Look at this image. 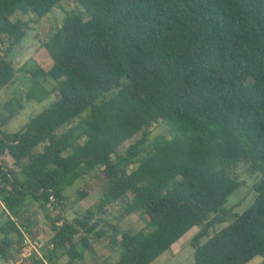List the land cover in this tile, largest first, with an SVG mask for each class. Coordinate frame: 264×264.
I'll return each mask as SVG.
<instances>
[{"label":"trees","instance_id":"trees-1","mask_svg":"<svg viewBox=\"0 0 264 264\" xmlns=\"http://www.w3.org/2000/svg\"><path fill=\"white\" fill-rule=\"evenodd\" d=\"M61 2L0 0V89L31 82L0 111V259H21L16 217L37 203L55 231L17 264H76L102 238L123 251L106 264H150L197 225L194 264H264V0H74L16 67L7 56ZM24 100L48 104L6 130ZM241 171L259 173L256 198L233 214ZM88 175L107 183L99 211L122 203L147 226L121 231L92 207L67 219L66 191Z\"/></svg>","mask_w":264,"mask_h":264},{"label":"rangeland","instance_id":"rangeland-1","mask_svg":"<svg viewBox=\"0 0 264 264\" xmlns=\"http://www.w3.org/2000/svg\"><path fill=\"white\" fill-rule=\"evenodd\" d=\"M75 7L74 0H62L59 7L54 8V10L44 17L38 25L28 33V35L23 40L22 44L14 49L7 58L16 66L20 67L27 60L39 54L42 43L46 38L53 32V30L59 26L63 20L64 14L67 10ZM1 58V55H0ZM49 88L52 86V82H46ZM31 82L29 77L18 72L15 81L0 89V111H3L4 104L9 101H14L18 99H25L27 89L30 87ZM25 108L21 110L15 118H13L6 126V130L10 132H15L19 130L32 116L40 112L47 104L48 101L38 102L24 100ZM86 116V113L83 115ZM160 133H166L164 126H157L153 130V138ZM83 141V140H82ZM135 168L136 165H132ZM95 175V174H94ZM88 175L75 182L66 191L67 196V207L65 217L69 220H73L77 216H81L85 213L86 209L92 207L96 212L95 219H101V221H107L111 224H117L121 231H137L141 228L147 226L148 218L146 215L140 211L130 214L128 216L120 217L119 209L122 203L113 204L107 206L102 211H99L97 204L103 196L107 189V183L102 182L98 176ZM259 173L248 174L246 171H241V179L243 183L237 188L229 197L226 206L231 209L233 214L242 213L245 209L250 207L256 198V192L253 189V184L258 180ZM86 184L91 185L93 190L85 197H80L79 191L86 186ZM49 215H52V208L48 206L45 211L40 208L37 203H33L26 207L20 214L16 217V221L20 224L25 234H28L34 238V240H39L40 246L38 252L40 257L43 254V248L46 242L54 234V227L50 222ZM7 215L4 213V207L0 205V225L5 221ZM232 220V218L230 219ZM106 223L102 222V225ZM225 224L218 225L216 229L223 227ZM201 226L197 225L188 230L175 244L171 246L168 250L158 256L150 264H194V247L191 241L195 234L200 230ZM2 234H0V238ZM31 237V238H32ZM22 239L19 238V241ZM206 239H203V242ZM93 248L91 250L84 251V258L78 260L76 264H106V262L113 263L117 261L121 254L122 249L112 245L107 238H102L100 240L92 241ZM34 253V252H33ZM26 254V253H25ZM21 253V259L19 261H3L0 259V264H17L23 259L29 257ZM68 257L62 253H57V258L54 264H65ZM262 257L257 256L252 261L253 263L261 262ZM27 264H32L33 260H26Z\"/></svg>","mask_w":264,"mask_h":264},{"label":"built area","instance_id":"built-area-1","mask_svg":"<svg viewBox=\"0 0 264 264\" xmlns=\"http://www.w3.org/2000/svg\"><path fill=\"white\" fill-rule=\"evenodd\" d=\"M40 246V242L39 240H34L33 238H31L30 235L25 234L23 236V241H22V252L25 255H32L33 252L38 254V256L40 255V253L38 252V248Z\"/></svg>","mask_w":264,"mask_h":264}]
</instances>
